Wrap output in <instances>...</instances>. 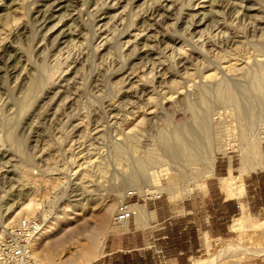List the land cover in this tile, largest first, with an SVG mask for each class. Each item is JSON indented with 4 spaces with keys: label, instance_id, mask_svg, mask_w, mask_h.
Here are the masks:
<instances>
[{
    "label": "rangeland",
    "instance_id": "obj_1",
    "mask_svg": "<svg viewBox=\"0 0 264 264\" xmlns=\"http://www.w3.org/2000/svg\"><path fill=\"white\" fill-rule=\"evenodd\" d=\"M52 1L0 0V236L16 217H41L39 261L88 263L117 202L159 192L164 212L196 204L187 264H264V210L225 217L196 195L207 180L236 194L241 149L264 146V0H165L158 15L162 0ZM176 129L195 158L161 143ZM205 152L231 171L211 178Z\"/></svg>",
    "mask_w": 264,
    "mask_h": 264
},
{
    "label": "crops",
    "instance_id": "obj_2",
    "mask_svg": "<svg viewBox=\"0 0 264 264\" xmlns=\"http://www.w3.org/2000/svg\"><path fill=\"white\" fill-rule=\"evenodd\" d=\"M261 154L262 163L256 170L249 168L243 172L238 168L242 173L239 177L233 176L236 194L232 191L233 195L225 197L219 188H216L218 185H210L207 180L196 195L210 199V204L217 206L218 212L223 213L225 217L237 212L241 206H245L249 211L264 210V146ZM261 154L259 149L258 159ZM212 168L211 178L232 169L227 158H220ZM157 198H146L150 201L148 203H151L148 205L146 200L136 203L132 201V196L127 197L125 201L132 209L134 204L135 214L133 212L123 223L111 222L97 251L98 256L86 264H187L189 253L197 248L195 230L199 223L194 222L196 204L193 198L187 197L180 202L177 210L166 206L164 212L158 205ZM178 211H181L183 218L177 219L176 222L173 215ZM135 217L142 225L135 223ZM235 220L232 225L234 229L240 224L238 218ZM206 242L207 249L209 241ZM150 243L160 247L155 254L149 248Z\"/></svg>",
    "mask_w": 264,
    "mask_h": 264
},
{
    "label": "bare ground",
    "instance_id": "obj_3",
    "mask_svg": "<svg viewBox=\"0 0 264 264\" xmlns=\"http://www.w3.org/2000/svg\"><path fill=\"white\" fill-rule=\"evenodd\" d=\"M62 1H64V0H62ZM62 1L61 0H54V1H52L51 2V4H50V6L52 5V6H56V7H59V8H61L62 7ZM65 3V2H64ZM158 4V3H157ZM171 4V3H170ZM170 4L168 3V2H166L165 0H162L161 1V3L158 5V7L156 8V10H154V13H155V11H156V15H158V11L159 10H161V11H163V10H169L171 7H170ZM48 5V4H47ZM55 8V7H54ZM59 10V9H58ZM55 12V11H54ZM159 17V16H158ZM57 24V23H56ZM56 24H55V26H56ZM54 27V24L52 25V28ZM58 28V27H57ZM56 28V29H57ZM252 78H254L253 79V81H252V86L250 87L251 89H252V91H253V89H255V91H257L258 90V88H259V86H260V84L263 82L262 81V76L260 75V76H255V77H252ZM264 78V77H263ZM231 86L230 85H228V83H226V82H222L221 83V85L219 86V88H220V91H221V94H222V96L225 98V100H228V101H230V102H232L233 104H235L236 105V111H237V115L240 117V116H243L241 113L243 112L242 111V109L240 110V108H239V104H238V100H237V97H236V94L232 91V87L230 88ZM256 93V92H255ZM259 95V94H258ZM244 114V113H243ZM245 115V114H244ZM241 118V117H240ZM243 119V118H242ZM189 127V126H188ZM191 127V126H190ZM202 128H203V126H202ZM171 130H169L168 132H161L160 134H159V139H160V141H161V143H163V144H165V143H167L166 145H167V147H168V151L171 153V154H173V155H175V154H178V153H180V154H182V155H184L185 156V158L186 159H193V158H195L196 157V155H195V153H193V147H191L192 148V150H191V148H190V144H188V139H189V137H184L185 135L184 134H182V132L180 133V131L178 130V129H176V130H174V131H172V132H170ZM198 132V131H197ZM199 134L200 133H198L197 135L199 136ZM195 136H196V134H194ZM202 135V134H201ZM186 136H188V135H186ZM197 138V137H196ZM201 138H202V136H201ZM260 138H261V136L259 137V138H257V140L256 141H249V142H247L246 143V146H244V148H242L241 149V152H240V170L241 171H245V170H247V169H249V168H251V162H252V160H254L255 158H257V156H258V154H259V141H260ZM205 139V138H204ZM170 140V143L168 142ZM192 140H193V138H192ZM191 140V141H192ZM206 140V139H205ZM194 141V140H193ZM194 143H196V142H194ZM122 149V148H121ZM118 150V149H117ZM167 151V150H166ZM206 153V152H205ZM210 152L208 153H206V155H205V158L206 159H209V167L211 166V168H210V171H209V174H210V172H212V165H213V163H212V161H213V157H211L210 156ZM148 157V156H147ZM198 157V156H197ZM147 159V158H146ZM146 159H144V160H146ZM148 160V159H147ZM208 162V161H207ZM145 163V162H144ZM138 173V172H137ZM137 176H139L138 174H137ZM131 180V179H130ZM133 180V179H132ZM131 180V181H132ZM134 182V181H133ZM133 189L135 190V189H137V188H135V187H133ZM168 189V188H167ZM170 190V189H169ZM61 195V194H60ZM15 196V195H14ZM59 198V197H58ZM30 200V199H29ZM28 200V201H29ZM58 200V199H57ZM19 203V202H18ZM11 204V203H10ZM16 204V203H15ZM136 204V203H135ZM133 206V212H134V214H135V207H134V204L132 205ZM32 207H33V203H32V201H29V202H26L25 204H24V206L22 207V209H26V211H32ZM9 208V207H8ZM9 210V209H8ZM138 210H139V208H138ZM18 212V211H17ZM17 212H16V216L18 215L17 214ZM29 214H31V213H29ZM15 215L13 216L14 218H15ZM113 218V217H112ZM124 222V221H123ZM122 222V223H123ZM42 227H43V222H42ZM44 232L42 231V228H41V231H40V233L35 237V238H33V240H32V243H31V252H32V254L34 255V253H33V243H34V241H35V239L36 240H40L41 239V237L44 235L43 234ZM102 238H101V243H102V241H103V239H104V237H105V233H103V235L101 236ZM226 244H228V243H226ZM225 246V245H224ZM223 246V247H224ZM255 250H257L258 251V249H255V248H249V249H245V250H243L245 253H249V252H252V251H255ZM86 252V251H85ZM259 252H261V251H259ZM35 256V255H34ZM70 262V261H69ZM44 263V262H43ZM86 263V261H82L81 263H79V264H85Z\"/></svg>",
    "mask_w": 264,
    "mask_h": 264
},
{
    "label": "built area",
    "instance_id": "obj_4",
    "mask_svg": "<svg viewBox=\"0 0 264 264\" xmlns=\"http://www.w3.org/2000/svg\"><path fill=\"white\" fill-rule=\"evenodd\" d=\"M118 201L112 222L122 223L132 214L133 209L125 201ZM159 192L151 193L147 198H157ZM41 217H16L0 236V264H49L39 261L31 252V243L41 231ZM159 250H155L158 252Z\"/></svg>",
    "mask_w": 264,
    "mask_h": 264
}]
</instances>
